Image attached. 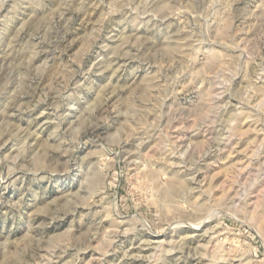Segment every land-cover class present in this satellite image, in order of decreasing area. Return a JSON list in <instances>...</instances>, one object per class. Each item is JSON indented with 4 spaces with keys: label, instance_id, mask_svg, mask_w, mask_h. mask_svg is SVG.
Returning <instances> with one entry per match:
<instances>
[{
    "label": "rangeland",
    "instance_id": "1",
    "mask_svg": "<svg viewBox=\"0 0 264 264\" xmlns=\"http://www.w3.org/2000/svg\"><path fill=\"white\" fill-rule=\"evenodd\" d=\"M0 264H264V0H0Z\"/></svg>",
    "mask_w": 264,
    "mask_h": 264
},
{
    "label": "bare ground",
    "instance_id": "2",
    "mask_svg": "<svg viewBox=\"0 0 264 264\" xmlns=\"http://www.w3.org/2000/svg\"><path fill=\"white\" fill-rule=\"evenodd\" d=\"M94 137V136H93ZM2 145H3V143H2ZM177 154V153H176ZM179 162V161H178ZM186 167V166H185ZM172 194V193H171ZM170 197V196H169Z\"/></svg>",
    "mask_w": 264,
    "mask_h": 264
}]
</instances>
